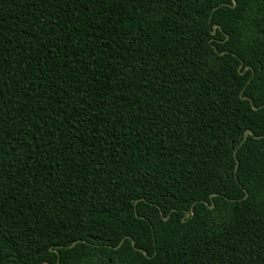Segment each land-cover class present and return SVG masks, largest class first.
Returning a JSON list of instances; mask_svg holds the SVG:
<instances>
[{
	"label": "trees",
	"instance_id": "trees-1",
	"mask_svg": "<svg viewBox=\"0 0 264 264\" xmlns=\"http://www.w3.org/2000/svg\"><path fill=\"white\" fill-rule=\"evenodd\" d=\"M0 264H264V0H0Z\"/></svg>",
	"mask_w": 264,
	"mask_h": 264
},
{
	"label": "water",
	"instance_id": "water-1",
	"mask_svg": "<svg viewBox=\"0 0 264 264\" xmlns=\"http://www.w3.org/2000/svg\"><path fill=\"white\" fill-rule=\"evenodd\" d=\"M216 28H218V26H217V25H214V26H213V29H216ZM214 33H215V30L212 31V34H214ZM247 135H251V136H253V134H252V132H251L250 130H246L245 133H244L243 141L246 139ZM236 168H237V163H236V165H235V169H236ZM211 197H212V196H211ZM132 246H134V242H133V241H132ZM144 254H145V252H144Z\"/></svg>",
	"mask_w": 264,
	"mask_h": 264
}]
</instances>
